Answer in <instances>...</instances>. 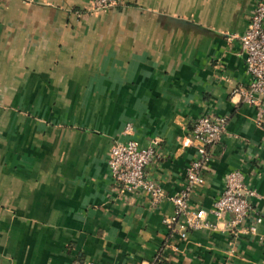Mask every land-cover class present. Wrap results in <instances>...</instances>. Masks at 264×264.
Returning <instances> with one entry per match:
<instances>
[{
    "label": "crops",
    "instance_id": "obj_1",
    "mask_svg": "<svg viewBox=\"0 0 264 264\" xmlns=\"http://www.w3.org/2000/svg\"><path fill=\"white\" fill-rule=\"evenodd\" d=\"M90 1L0 0V264H264V117L231 95L250 83L238 37L260 0H120L95 14ZM201 116L227 127L190 205L208 212L234 170L256 194V236L232 253L221 231L170 237L172 205L120 195L107 168L115 141H157L147 177L176 195Z\"/></svg>",
    "mask_w": 264,
    "mask_h": 264
},
{
    "label": "built area",
    "instance_id": "obj_2",
    "mask_svg": "<svg viewBox=\"0 0 264 264\" xmlns=\"http://www.w3.org/2000/svg\"><path fill=\"white\" fill-rule=\"evenodd\" d=\"M119 2L91 0L87 10L94 14L105 12L116 8ZM238 40L250 83L247 89H235L231 95L238 97L243 105L255 109L256 123L259 125L264 117V0L257 3L246 31ZM226 127L227 119L222 117L201 116L193 122L186 142L193 146L195 158L186 170L178 193L171 197L165 194L157 181L147 177L149 167L160 158L158 142L152 141L147 147L141 148L130 139L115 141L108 154L107 168L116 190L125 197L144 194L152 209L163 202H169L173 213L163 223L170 237L185 240L189 232L221 231L228 236L227 247L232 253L241 238L256 236V226L261 222L251 204L256 194L246 184L242 172L234 170L225 176L223 190L208 212L192 207L189 203L191 197L204 185L211 151L225 135ZM130 131V126H127L123 135H128ZM208 217L213 221H208ZM259 242L264 245V236L259 237ZM161 261V254H157L146 264H160Z\"/></svg>",
    "mask_w": 264,
    "mask_h": 264
}]
</instances>
